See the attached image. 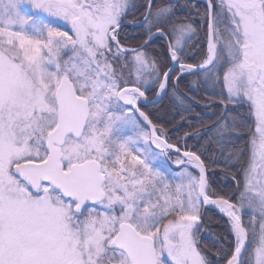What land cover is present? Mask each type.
Listing matches in <instances>:
<instances>
[{"label":"snow or ice","instance_id":"obj_1","mask_svg":"<svg viewBox=\"0 0 264 264\" xmlns=\"http://www.w3.org/2000/svg\"><path fill=\"white\" fill-rule=\"evenodd\" d=\"M0 264H264V0H0Z\"/></svg>","mask_w":264,"mask_h":264},{"label":"trees","instance_id":"obj_2","mask_svg":"<svg viewBox=\"0 0 264 264\" xmlns=\"http://www.w3.org/2000/svg\"><path fill=\"white\" fill-rule=\"evenodd\" d=\"M131 31V29L129 30ZM163 43V41H157L155 46H159ZM203 94V93H201ZM146 112L151 114L152 119L158 125H162L167 128L168 134L171 137L170 142L176 143L178 138H182L185 132H193L194 129L199 125L200 120L207 121L209 119H213V109L203 107V106H196L195 111L201 114L200 118H196L193 116H187L186 119H181L182 109L175 104L169 98H165L161 104L156 105L155 107L149 106L144 109ZM188 121H191L192 127H189ZM197 141L193 139L188 140V144L194 145ZM183 146V144H181ZM215 167V166H213ZM173 171H178L180 168H170ZM174 172V173H175ZM217 175L213 177L214 186L217 188L218 191L222 192H229L231 189V180H224L220 176V168L216 167ZM209 215L213 217L214 223L211 225L213 230L216 232L217 235H226V219L221 216L218 212L212 209H207ZM204 241L206 244H211L212 241L209 237L205 236Z\"/></svg>","mask_w":264,"mask_h":264},{"label":"flooded vegetation","instance_id":"obj_3","mask_svg":"<svg viewBox=\"0 0 264 264\" xmlns=\"http://www.w3.org/2000/svg\"><path fill=\"white\" fill-rule=\"evenodd\" d=\"M160 150H157V152H159ZM173 157H176L175 155H172V157H171V159H168L167 161H166V164H167V166L169 167V166H172L173 168H175L176 166H178V165H175V164H173V162H174V158ZM164 159V157H161V160H163Z\"/></svg>","mask_w":264,"mask_h":264},{"label":"bare ground","instance_id":"obj_4","mask_svg":"<svg viewBox=\"0 0 264 264\" xmlns=\"http://www.w3.org/2000/svg\"><path fill=\"white\" fill-rule=\"evenodd\" d=\"M154 149H155V146L153 145L152 146ZM181 147H183V146H181ZM156 151L157 150H159V149H155ZM170 155H175V153L173 152V153H171ZM176 156V155H175ZM175 168H181V166H176ZM179 171V170H178ZM213 210V209H212ZM222 216V215H221ZM226 219V218H225Z\"/></svg>","mask_w":264,"mask_h":264},{"label":"water","instance_id":"obj_5","mask_svg":"<svg viewBox=\"0 0 264 264\" xmlns=\"http://www.w3.org/2000/svg\"><path fill=\"white\" fill-rule=\"evenodd\" d=\"M210 209H213V210H215L216 212H218L220 215H222L223 216V214H221L220 212H219V210L218 209H216L215 207H209ZM208 208V209H209ZM224 218H226L225 216H223Z\"/></svg>","mask_w":264,"mask_h":264},{"label":"rangeland","instance_id":"obj_6","mask_svg":"<svg viewBox=\"0 0 264 264\" xmlns=\"http://www.w3.org/2000/svg\"><path fill=\"white\" fill-rule=\"evenodd\" d=\"M154 149V148H153ZM155 150V149H154ZM156 151V150H155ZM171 157H172V155H171ZM174 159H176V157H173ZM175 161V160H174ZM173 164H175L174 162H173ZM176 165V164H175ZM169 168H172V166H169ZM173 171V170H172ZM173 172H175V171H173ZM176 172H178V171H176Z\"/></svg>","mask_w":264,"mask_h":264}]
</instances>
